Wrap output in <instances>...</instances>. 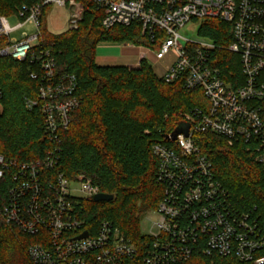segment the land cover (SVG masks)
<instances>
[{
  "label": "built area",
  "instance_id": "obj_1",
  "mask_svg": "<svg viewBox=\"0 0 264 264\" xmlns=\"http://www.w3.org/2000/svg\"><path fill=\"white\" fill-rule=\"evenodd\" d=\"M104 10L102 25L142 24V34L151 41L157 61L172 58L165 66L167 83L182 82L193 91L202 90L206 105L179 114L164 131L165 141L154 143L158 159L156 178L163 197L154 210L159 219L142 238L133 239L110 220L95 230L80 216L76 204L101 192L85 175L69 180L54 172L60 159V131L67 129L79 107L77 77L57 78L55 57L44 46L42 18L45 8L70 10L68 29L75 30L84 15L83 0H38L24 3L14 14L20 23L11 26L0 15V57L38 62L44 71L38 106L45 118L48 137L55 144L42 159L17 161L0 154V179L11 181L1 214L5 222L37 237L28 248L34 264H180L200 252L206 256H234L252 264H264V231L249 214L231 203L229 190L217 179L209 157L202 154L195 136L211 132L229 146H246L264 167V0H92ZM216 18L230 24L232 42L221 45L199 34L203 20ZM198 23L202 40L181 33ZM26 24L36 33H12ZM130 46L134 44L129 43ZM239 57L240 73L229 67V78L220 67L216 51ZM229 66H231L229 64ZM33 78L38 74L32 73ZM3 89L0 85V100ZM189 124V135L173 133ZM73 182H80L84 197L74 196ZM84 232L86 237L79 238ZM1 264V263H0Z\"/></svg>",
  "mask_w": 264,
  "mask_h": 264
},
{
  "label": "trees",
  "instance_id": "obj_2",
  "mask_svg": "<svg viewBox=\"0 0 264 264\" xmlns=\"http://www.w3.org/2000/svg\"><path fill=\"white\" fill-rule=\"evenodd\" d=\"M36 1L0 0V15L12 16L24 3ZM83 3L79 28L59 34L47 29L50 7L43 12V43L55 57L56 77L76 75L80 99L69 127L60 131V159L53 171L62 172L69 180L85 175L102 193L114 195L111 201L84 198L76 204L91 230L110 220L127 236L139 239L142 214L154 211L164 192L156 178L158 159L152 146L165 141L164 131L180 113L207 102L202 90L189 91L182 82L167 83L158 77L146 58L137 68L99 65L96 51L102 42L158 48L161 40L151 41L143 35L139 21L106 29L102 25L104 10L92 0ZM199 34L221 45L232 42L230 24L216 18L203 20ZM214 56L220 58L228 78L229 67L240 73L238 55L218 50ZM43 74L38 62L0 57V154L8 158L42 159L55 145L46 133L40 108L29 106V102L39 100ZM195 139L202 154L213 163L217 179L229 190L231 203L264 231V167L245 145L231 147L225 138L211 132L197 134ZM11 184L7 176L0 179V263L34 264L28 248L37 237L7 224L1 214ZM180 264L252 263L197 252Z\"/></svg>",
  "mask_w": 264,
  "mask_h": 264
},
{
  "label": "rangeland",
  "instance_id": "obj_3",
  "mask_svg": "<svg viewBox=\"0 0 264 264\" xmlns=\"http://www.w3.org/2000/svg\"><path fill=\"white\" fill-rule=\"evenodd\" d=\"M69 19H70V10L66 7H59V6H51L49 9V13L47 15V29L55 34H59L62 32H65L68 29L69 26ZM9 23L10 25L16 26L21 21L16 15H12L9 17ZM199 24L193 23L188 24L185 28L181 29V33L189 37L195 41L202 40V37L199 36L197 30H198ZM24 32H27L29 34L36 33V29L31 24H26L25 26L21 27L20 29L14 31L12 33V37L14 38H21L22 34ZM121 44L118 43L119 52L122 49V53L126 57V64L132 65L135 64L137 61H139L140 57L146 56L147 60L151 64L155 74L158 77H162L165 71V66L169 63L170 59L172 58V55H170L168 58H166L164 61H157L155 58V54L152 52V49L150 47H147L145 45H133L130 46L129 43L127 48H122ZM125 44V43H124ZM142 55V56H141ZM1 111V107H0ZM72 187L76 189V192H74V196L77 198L84 197L83 194L80 192L81 183L80 182H73ZM84 199V198H82ZM159 219V214L156 211H145L142 214L141 218V229L144 232H149L153 229L154 223L157 222Z\"/></svg>",
  "mask_w": 264,
  "mask_h": 264
},
{
  "label": "crops",
  "instance_id": "obj_4",
  "mask_svg": "<svg viewBox=\"0 0 264 264\" xmlns=\"http://www.w3.org/2000/svg\"><path fill=\"white\" fill-rule=\"evenodd\" d=\"M128 44H121L122 48H127ZM118 43H110V42H102L98 45L96 51V62L99 65H126L132 68H137L140 65L142 58H146V56L140 57L139 61L135 64L129 65L126 64V57L122 53V49L119 52ZM147 59V58H146Z\"/></svg>",
  "mask_w": 264,
  "mask_h": 264
},
{
  "label": "water",
  "instance_id": "obj_5",
  "mask_svg": "<svg viewBox=\"0 0 264 264\" xmlns=\"http://www.w3.org/2000/svg\"><path fill=\"white\" fill-rule=\"evenodd\" d=\"M189 128H190V125L189 124H180L176 130L174 131L173 133V136H174V139L177 138V136L181 133H184L185 135H189ZM93 199L95 201H111L114 199V195L113 194H108V193H99L97 195H94L93 196ZM88 235V232H84L79 238H82V237H86Z\"/></svg>",
  "mask_w": 264,
  "mask_h": 264
}]
</instances>
